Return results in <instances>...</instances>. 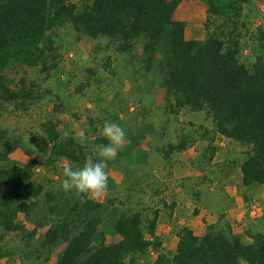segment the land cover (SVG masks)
<instances>
[{
  "label": "trees",
  "instance_id": "16d2710c",
  "mask_svg": "<svg viewBox=\"0 0 264 264\" xmlns=\"http://www.w3.org/2000/svg\"><path fill=\"white\" fill-rule=\"evenodd\" d=\"M182 1L0 0V162L23 148V134L11 131L9 118L19 119L46 99L35 81H16L10 73L40 69L50 76L59 68L60 34L70 28L83 37L107 41L106 49L122 59L120 66L126 70L143 71L146 79L152 76L164 91L169 113L205 114L216 135L245 148L242 186H264V28L252 35V59L241 58L244 9L264 0H203V40L186 39V24L175 19ZM112 62L109 55L104 68L116 73L119 64ZM96 74L90 73L88 80ZM63 107L57 104L39 124L48 148L45 159L0 167V264L10 256L7 238L18 233L26 238L24 259L38 264H140L151 250L158 253L153 264H264V232L250 234L251 242L246 243L229 227L210 225L197 236L185 226L169 256L161 252L163 243L157 236L159 210L149 218L112 201L55 190L47 179H37L40 167L53 170L62 181L63 162L83 166L85 157L93 155L75 133H65ZM88 126L96 133L91 117ZM95 142L108 143L104 137ZM186 149L187 137L170 145L166 154ZM42 216L48 228L36 237L37 229L28 231L23 219ZM108 227L111 241L103 231ZM58 249L61 253L50 263Z\"/></svg>",
  "mask_w": 264,
  "mask_h": 264
},
{
  "label": "rangeland",
  "instance_id": "374dc122",
  "mask_svg": "<svg viewBox=\"0 0 264 264\" xmlns=\"http://www.w3.org/2000/svg\"><path fill=\"white\" fill-rule=\"evenodd\" d=\"M175 19L186 24V39L206 37L207 6L203 0H183ZM242 21L246 24L242 29L246 36L241 58L246 62L252 59L249 48L253 33L259 27L264 28V2L247 5ZM106 43L78 35L69 28L60 34L59 68L50 76L40 69H15L10 73L16 81L22 77L35 81L46 99L19 119L9 118L11 131L23 134V148L7 161L0 162V167L25 164L31 158L45 159L48 148L40 136L39 124L46 112L63 104L62 128L80 139L83 135V143L94 157L100 146L95 142L96 137H103L100 132L105 121L116 122L124 128L127 142L119 149L115 160L108 162V190L93 199L112 201L121 209L142 211L149 218L153 211L159 210L157 236L163 243L162 253L170 256L175 252L177 233L185 226L197 236H203L210 225L229 227L246 243L251 242L250 234L264 232V186L246 188L241 184L240 165L246 156L245 148L216 135L211 121L203 113L182 111L175 115L166 111L164 91L159 83L153 82L152 76L146 79L143 71H128L120 66L122 59L108 51ZM109 55L113 66L119 64L116 73L104 68ZM92 72L97 74L88 80ZM89 117L97 127L96 133L88 126ZM185 137L188 149L166 154L170 145H177ZM133 140L134 144L130 142ZM66 163L63 162L60 169ZM53 173L51 169L39 167L36 178L47 179L53 189L59 190L61 181ZM23 220L28 231L37 229L36 237L48 228L43 216ZM39 221L45 224L42 228L37 227ZM103 231L111 241V229ZM6 242L10 253L4 260L6 264H38V261L24 259L26 238L23 234H12ZM60 253L58 249L50 263L55 262ZM157 256L158 253L151 250L140 258V264H153Z\"/></svg>",
  "mask_w": 264,
  "mask_h": 264
},
{
  "label": "clouds",
  "instance_id": "9594fccd",
  "mask_svg": "<svg viewBox=\"0 0 264 264\" xmlns=\"http://www.w3.org/2000/svg\"><path fill=\"white\" fill-rule=\"evenodd\" d=\"M100 135L108 143L100 145L93 155H87L83 166L74 167L66 163L63 167L62 189L67 192H75L78 195H86L90 198H100L108 190V162L115 160L119 149L127 142L126 132L120 124L105 121ZM84 137L81 136V143Z\"/></svg>",
  "mask_w": 264,
  "mask_h": 264
}]
</instances>
